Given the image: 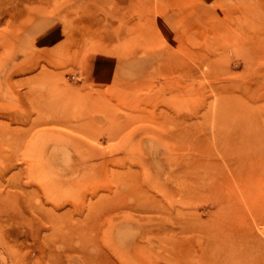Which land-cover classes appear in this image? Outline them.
I'll return each instance as SVG.
<instances>
[{"label":"rangeland","instance_id":"1","mask_svg":"<svg viewBox=\"0 0 264 264\" xmlns=\"http://www.w3.org/2000/svg\"><path fill=\"white\" fill-rule=\"evenodd\" d=\"M146 3L0 0V264H264V154L232 136L264 152V0ZM135 164L161 205L184 186L187 233L129 198L82 217Z\"/></svg>","mask_w":264,"mask_h":264},{"label":"bare ground","instance_id":"2","mask_svg":"<svg viewBox=\"0 0 264 264\" xmlns=\"http://www.w3.org/2000/svg\"><path fill=\"white\" fill-rule=\"evenodd\" d=\"M148 5H149V0H147L146 3V9L149 11L148 9ZM90 32V31H89ZM260 57H264V52H260ZM254 118V117H253ZM255 119V118H254ZM243 120V119H242ZM246 120V118H245ZM248 120V119H247ZM251 120V119H250ZM39 124V123H38ZM248 125V122H247ZM249 127V126H248ZM249 128H247L244 124H239L237 126V129L235 130V132L233 133V137H234V145L233 146V152L239 156L242 157V159L245 160V162L250 161V159H252L253 157L255 158H260V155H263L264 152H261V138L262 136H258L259 131H253L252 133H250ZM260 135H263L262 132L260 133ZM263 139V138H262ZM91 154L87 157L84 158V161H81V165H85V162H92V160L95 157H98L100 154L92 149L90 150ZM109 160H103V162H108ZM80 163V162H79ZM137 164V163H136ZM134 165V169H131L129 166L127 167V170L124 172L123 177L118 174L117 177L115 175H112L110 177V181L112 183H114V186L117 185L115 187V189H105V187L101 190L104 191V194H98V191H100L97 188H93L91 187V191H89V189H87L85 195L89 196V201L87 202V209L85 210L86 212L84 213V207L82 209V217H84L86 220L87 219H91L92 216H94L95 213L100 214L99 216H101L102 214L107 213V211H110L111 207L108 205L113 202L116 201L117 198L120 199L122 198L124 199H131L135 202L134 206L128 207L127 205H119L118 208H128L130 210H133L135 212H146V213H157L161 216H167V221L170 222V226H168V222H163L162 224V228L163 229H167L169 227V230H173V226L175 227V225L177 226L178 224H180L182 227H180V232L182 234L187 233L188 227L187 226H183L182 224L185 222V220H187V215L185 214H180V209L177 208L179 207V205H184L182 202H184L185 200V188L184 186H182V188H179L175 191H170L167 190L164 192L163 196L164 198H162L164 200V204L161 205V203H159V200L157 199V197L152 193V190L155 189L156 187H154L152 185V183H150L149 181L145 180V178L142 176H139V165ZM91 166V170L93 168V166L95 165V163H91L89 164ZM85 170V168H84ZM92 178H95L97 176V173H91ZM94 175V176H93ZM179 175H182L183 178L182 180H186V176H184V174L180 173ZM183 181V182H184ZM181 183V182H180ZM3 191H1L2 193ZM109 194H112L111 196H108ZM179 198V201H176L174 198L175 197ZM160 198V197H159ZM94 199V200H93ZM23 203L19 202V206H22ZM25 206V205H24ZM27 209V207H25ZM81 211V210H80ZM33 212L35 214H39L41 213V209L40 208H34ZM174 213L176 215H178L179 217L177 218H173L174 217ZM24 214V213H23ZM97 216V215H96ZM98 219V217H97ZM96 219V220H97ZM172 225V227H171ZM179 227V225H178ZM58 230V229H57ZM69 245V244H68ZM219 245V244H218ZM218 245H216L214 242H210L207 241L204 245V249H210L211 247L215 249V247H217ZM66 246V244H64V247ZM67 248H70L67 246ZM85 258L87 257L86 254L84 253ZM85 264H90V260L88 258L85 259L84 261Z\"/></svg>","mask_w":264,"mask_h":264}]
</instances>
